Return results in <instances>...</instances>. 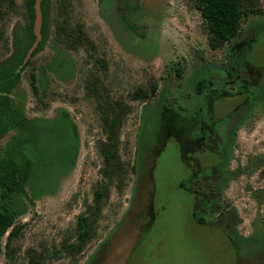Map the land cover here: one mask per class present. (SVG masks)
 I'll use <instances>...</instances> for the list:
<instances>
[{
    "label": "rangeland",
    "instance_id": "obj_1",
    "mask_svg": "<svg viewBox=\"0 0 264 264\" xmlns=\"http://www.w3.org/2000/svg\"><path fill=\"white\" fill-rule=\"evenodd\" d=\"M24 2L2 8L0 63L28 23ZM252 2L240 35L212 50L192 0H47L46 40L10 94L32 126L0 140V159L31 164L24 193L5 199L22 229L7 250L11 229L0 239V264H264V0ZM63 23L88 44L61 43ZM92 75L131 109L119 150L134 170L73 255L63 249L101 180ZM139 87L155 93L132 100ZM170 112L182 135L163 137Z\"/></svg>",
    "mask_w": 264,
    "mask_h": 264
},
{
    "label": "trees",
    "instance_id": "obj_2",
    "mask_svg": "<svg viewBox=\"0 0 264 264\" xmlns=\"http://www.w3.org/2000/svg\"><path fill=\"white\" fill-rule=\"evenodd\" d=\"M35 1L25 0L24 8L28 23L22 30L20 37L15 38L11 55L0 63V140L9 128L27 132L32 126L31 121L22 112L13 107L10 94L19 82L21 73L29 65L30 59L40 51L46 40L45 5L47 0H42L40 5L42 14L41 40L30 58L23 63L27 52L35 41L33 33ZM192 1H194L196 9L200 12L205 23L209 34L208 46L212 50L228 44L238 37L241 33L243 17L254 12L252 0ZM4 4L12 7L13 0H0V19L3 16L2 8ZM57 31L60 35L59 41L61 43L66 42L72 49H78L88 44V39L80 27L71 29L67 23H63ZM2 39L3 34L0 31V43ZM205 83L206 81L203 80L198 82L197 94L203 92ZM85 89L87 96L93 98L100 117L104 139L97 141V150L102 160V167L99 170L101 180L96 183L93 189L92 204L86 207L85 215H79L77 218L75 229L76 243L63 249L68 254L73 255L95 236L97 223L110 196V188L114 187L118 192H121L126 185L128 174L134 170L132 166L122 160L119 150L121 129L126 116L131 112L130 107L122 100L113 101L106 93L103 94L104 90H101L99 79L94 75L86 80ZM154 93V88H151L150 92H148L139 87L130 94V98L132 100L148 101ZM163 118L164 123L162 122V126H166V132H164L165 135L163 137L182 135L177 130L183 127L184 119L177 112H170ZM179 143L181 144L180 141ZM20 156L19 162L16 161L15 157L17 156H8L0 159V239L11 229L6 239V250L9 248L11 240L22 229V225L13 227L16 213L5 202V199L9 198L11 194L24 193V187L29 178L30 161L24 156ZM1 201H4V203H1ZM1 252L0 244V254ZM32 261L30 264L39 263L38 259L32 258Z\"/></svg>",
    "mask_w": 264,
    "mask_h": 264
},
{
    "label": "water",
    "instance_id": "obj_3",
    "mask_svg": "<svg viewBox=\"0 0 264 264\" xmlns=\"http://www.w3.org/2000/svg\"><path fill=\"white\" fill-rule=\"evenodd\" d=\"M41 1L42 0H36L35 1V18H34V24H33V33L35 35V41L32 44L31 48L29 49V51L26 54V57L23 61V63H25L31 56L32 52L34 51V49L37 47V45L39 44L40 40H41V26H42V14H41Z\"/></svg>",
    "mask_w": 264,
    "mask_h": 264
}]
</instances>
